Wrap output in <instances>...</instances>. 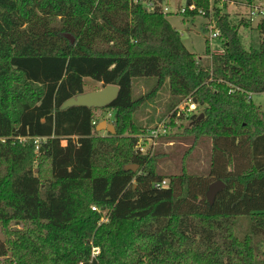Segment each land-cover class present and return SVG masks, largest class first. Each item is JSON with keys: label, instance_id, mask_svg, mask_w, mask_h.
Here are the masks:
<instances>
[{"label": "trees", "instance_id": "1", "mask_svg": "<svg viewBox=\"0 0 264 264\" xmlns=\"http://www.w3.org/2000/svg\"><path fill=\"white\" fill-rule=\"evenodd\" d=\"M161 3L0 0L4 264L264 262V111L251 100L252 93L264 92V16L256 26L259 46L245 49L239 25L219 6L209 15V0H187L195 9L183 15L204 9L221 41L214 52L206 36L205 56L197 57ZM85 77L117 85L116 98L102 108L61 109L84 92ZM150 78L154 84L134 96L139 79ZM166 83V111L184 98L201 108L173 110L168 124L184 116L181 133L191 137L190 148L209 142L204 173L189 170L196 158L187 151L181 170L168 158L164 164L174 170L166 171L161 161L168 155L159 147L152 155L135 149L141 130L135 111ZM103 108L111 110L115 134L95 129V110ZM168 124L160 138L170 135ZM171 138L165 142L173 144ZM126 164L138 168L126 170ZM214 180L225 187L209 203L206 191Z\"/></svg>", "mask_w": 264, "mask_h": 264}, {"label": "rangeland", "instance_id": "2", "mask_svg": "<svg viewBox=\"0 0 264 264\" xmlns=\"http://www.w3.org/2000/svg\"><path fill=\"white\" fill-rule=\"evenodd\" d=\"M144 5L147 4L148 0H141ZM150 5V4H148ZM264 5V0H253L251 3H245L240 0H216V3L213 0H209L208 6V14L211 15L214 12L213 6H219L221 13H227L229 19L234 23L238 24V36L240 38V42L245 49L257 48L259 46V32L256 28L257 23L259 22V17L254 16L252 19L249 18L251 16L249 12H251L255 7ZM163 11L166 13V17L172 26L179 31L181 40L186 48L192 51L197 57L205 56V37L210 36L209 29H206L207 18L204 16L205 10L199 8L197 10L196 15L193 17H185L181 12V7L187 6V0H162L161 3ZM167 8V10L165 9ZM204 12V13H203ZM209 17V16H208ZM249 19L250 24L245 26L241 24V20ZM214 24V22H213ZM237 25V26H238ZM209 49L214 52L217 50H221V41L218 37L211 38L209 41ZM133 86V95L138 97L139 95H143L147 88L154 84V80L152 78L147 79V81H141L139 79ZM102 83L92 80L91 78H84V92L93 91L101 89ZM170 95L168 90L167 83L162 86L160 91L154 98L146 99L144 102L140 103L138 109L134 114L135 120L140 123L141 130L139 133L135 134L137 141L139 140V136L144 137V141L142 142V152L148 153L152 155L157 147H159V151L167 154L168 157H164L161 161L163 163V169L168 171L170 169L174 170V166L166 167L164 162L166 159L171 158V163H175L178 170H181L183 165L181 161V156L185 151L188 153V158L192 159L196 158L192 163L188 166L189 170L192 172H202L204 173L209 165V154H210V144L207 140L199 141L194 149L190 148L192 144V139L190 136H185L183 133L184 126L188 123V119L184 116L181 119L177 117H173L174 126L168 124L171 121L172 116L171 113L173 110H176L177 113H188L193 111L198 113L201 108L196 107L194 109L188 110L190 108L191 102L188 98H184L179 101L171 111H166L167 104L169 103ZM252 102L259 106L264 111V92L260 93H252L251 94ZM185 115V114H184ZM95 116L99 118V121L106 119L111 122V110L108 109H97L95 110ZM98 121V122H99ZM160 122L167 123L170 127V135L166 137H172L173 144H169L166 141V137L152 140L145 138L147 132L150 127L157 125ZM144 130V131H143ZM100 135H106L104 130H98ZM142 131V132H141ZM168 139V138H167ZM164 142V143H163ZM135 149L136 145H135ZM185 167L187 168L186 162ZM167 183V178L165 179ZM106 217H102V220H105ZM18 228H23V224L19 223L15 225ZM1 236V234H0ZM262 256L264 257V243L261 246ZM5 261L3 257H0V264H4ZM260 264H264V262H260Z\"/></svg>", "mask_w": 264, "mask_h": 264}, {"label": "water", "instance_id": "3", "mask_svg": "<svg viewBox=\"0 0 264 264\" xmlns=\"http://www.w3.org/2000/svg\"><path fill=\"white\" fill-rule=\"evenodd\" d=\"M65 37L69 39L71 43L74 42L73 37L70 34H65ZM118 86L114 84H107L103 86L101 89L86 91L82 93H78L74 96L66 99L61 105V109H65L70 106H86L89 108H102L109 105L118 94ZM201 116V115H200ZM95 129L104 130L110 134H115L114 125L103 119L99 121ZM138 168L137 164H126L124 169L135 171ZM225 187V183L222 180H214L208 185L206 191V199L209 203H212L215 195L221 191Z\"/></svg>", "mask_w": 264, "mask_h": 264}, {"label": "built area", "instance_id": "4", "mask_svg": "<svg viewBox=\"0 0 264 264\" xmlns=\"http://www.w3.org/2000/svg\"><path fill=\"white\" fill-rule=\"evenodd\" d=\"M165 9L167 10V8H165ZM192 9H195L194 4H187L186 7H181V12L184 13L185 11L192 10ZM249 14L251 15V16H249L250 19H252L254 16H257L259 18L263 17L264 16V5L255 7L251 12H249ZM213 22L214 21L212 20L211 16H209L207 18V25H206L207 29H209V31H210V36L208 37L209 41L211 38H216L219 35V30L217 28H215ZM189 107L190 108H188V110L194 109L195 104L191 102V105ZM167 129H168L167 124L165 122H160L157 125L149 128L145 138L152 140V143H153V139H157L161 135L166 134ZM143 141H144V137L140 135L139 140L137 141V144H136V148L141 153H145V152H142V150H143L142 142ZM165 184H166V182H165V180H163L161 182V185H165ZM92 209H95V207L92 206ZM92 252H93V255H95L98 252V248L93 247Z\"/></svg>", "mask_w": 264, "mask_h": 264}, {"label": "crops", "instance_id": "5", "mask_svg": "<svg viewBox=\"0 0 264 264\" xmlns=\"http://www.w3.org/2000/svg\"><path fill=\"white\" fill-rule=\"evenodd\" d=\"M169 144H171V142H169Z\"/></svg>", "mask_w": 264, "mask_h": 264}]
</instances>
